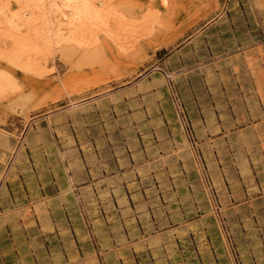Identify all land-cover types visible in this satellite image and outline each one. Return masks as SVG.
Returning <instances> with one entry per match:
<instances>
[{
	"label": "rangeland",
	"instance_id": "obj_1",
	"mask_svg": "<svg viewBox=\"0 0 264 264\" xmlns=\"http://www.w3.org/2000/svg\"><path fill=\"white\" fill-rule=\"evenodd\" d=\"M118 1L131 11L148 2ZM167 3V25L127 55L110 45L79 70L55 55L46 86L9 71L0 264H264V0ZM249 49L260 55L247 62Z\"/></svg>",
	"mask_w": 264,
	"mask_h": 264
},
{
	"label": "bare ground",
	"instance_id": "obj_2",
	"mask_svg": "<svg viewBox=\"0 0 264 264\" xmlns=\"http://www.w3.org/2000/svg\"><path fill=\"white\" fill-rule=\"evenodd\" d=\"M124 2V1H123ZM118 0H0V96L16 88L14 77L9 71L17 69L23 73L40 79L41 83L51 85L49 78L53 74L54 56L58 55L65 62L75 59V67L96 63L103 58L104 51L112 45V49L124 55L136 50L139 40L153 34L157 26L167 25L161 14L171 7L168 0H148L147 4L131 11ZM256 2V1H255ZM262 6L264 4L261 3ZM249 9V8H248ZM260 10V9H259ZM252 14V13H251ZM164 15V14H163ZM167 20V19H166ZM163 21V22H162ZM162 25V26H161ZM262 28V27H261ZM264 29V28H263ZM139 48V47H138ZM140 49V48H139ZM246 49V48H245ZM259 49V47H258ZM249 49L243 57H258L260 50ZM110 51V50H108ZM236 51V50H235ZM262 54H264L262 52ZM236 55V54H235ZM119 56V54H118ZM131 56V55H130ZM105 57V56H104ZM126 57V56H125ZM230 57V56H229ZM243 57L241 59H243ZM124 59V58H123ZM227 59V58H226ZM262 59V58H261ZM58 60V59H57ZM222 60V59H220ZM104 61V59H103ZM102 61V62H103ZM223 61V60H222ZM230 61V60H229ZM59 62V61H58ZM218 62V61H217ZM71 63V62H70ZM69 63V64H70ZM233 63V62H232ZM74 64V63H73ZM71 64V65H73ZM105 64V63H104ZM103 64V65H104ZM200 64V63H199ZM227 64V63H226ZM70 65V66H71ZM101 65V64H100ZM102 65V66H103ZM201 65V64H200ZM242 65V64H241ZM62 66V65H61ZM69 66V65H68ZM92 66V65H89ZM105 66V65H104ZM229 66V65H228ZM235 66V65H234ZM237 66V65H236ZM246 66V65H245ZM261 66V65H260ZM84 67V66H83ZM233 67V66H232ZM238 67V66H237ZM87 68V67H86ZM159 68V67H158ZM229 68V67H228ZM65 69V68H64ZM208 69V68H207ZM212 69V67H211ZM246 69V68H245ZM264 71V64H262ZM79 70V69H78ZM154 70V69H153ZM184 70V69H183ZM231 70V69H230ZM233 70V69H232ZM247 70V69H246ZM211 71V70H210ZM213 71V69H212ZM211 71V72H212ZM222 71V70H221ZM227 71V69H226ZM67 72V71H66ZM151 72V70H150ZM210 72V73H211ZM217 72V71H216ZM236 72H238L236 70ZM155 73V72H154ZM209 73V74H210ZM220 73V72H219ZM233 73V72H232ZM235 73V72H234ZM249 73V72H248ZM256 73V71H255ZM262 73V72H261ZM264 73V72H263ZM58 75V74H57ZM177 75V74H176ZM234 75V74H233ZM252 75V74H251ZM258 75V74H257ZM175 76V72L169 75ZM168 76V77H169ZM209 77V76H208ZM261 77H264L263 74ZM56 78V77H55ZM54 78V79H55ZM67 79V78H66ZM65 79V80H66ZM143 79V78H142ZM172 79V78H171ZM72 80V79H71ZM141 80V79H140ZM150 80V79H149ZM173 80V79H172ZM171 80V81H172ZM264 80V79H263ZM143 81V80H142ZM254 81V80H253ZM256 81V80H255ZM262 81V80H261ZM70 82V81H68ZM141 82V81H140ZM260 82V81H259ZM72 83V82H71ZM137 83V82H136ZM145 83V82H144ZM252 83V80H251ZM157 84V83H156ZM159 84V83H158ZM71 85V84H70ZM136 84H134L135 86ZM133 86V87H134ZM137 86V85H136ZM155 86V85H152ZM254 87V86H253ZM255 87H257L255 85ZM18 88V87H17ZM67 88V87H66ZM159 88V87H158ZM252 88V87H251ZM20 89V88H19ZM136 89V88H135ZM254 89V88H253ZM157 90V88H156ZM252 90V89H251ZM19 91V90H16ZM35 91V90H34ZM33 91V92H34ZM261 91V90H260ZM15 92V91H13ZM12 92V93H13ZM174 92V91H173ZM7 93V94H5ZM117 93V92H116ZM152 93V91H151ZM141 94V93H140ZM256 94V93H255ZM261 94V93H260ZM143 95V94H142ZM152 95V94H151ZM176 95V94H175ZM157 96V95H156ZM72 97V96H69ZM108 97V96H106ZM113 97V96H111ZM142 97V96H141ZM146 97V96H145ZM144 97V98H145ZM32 98V97H31ZM100 98V97H99ZM131 98V97H129ZM157 98V97H156ZM250 98V97H249ZM252 98V94H251ZM5 99V98H4ZM27 99V98H26ZM112 99V98H111ZM133 99V98H132ZM135 99V98H134ZM143 99V98H142ZM247 99V98H246ZM257 99V98H256ZM29 100V99H28ZM101 100V99H100ZM24 101V100H23ZM117 103L111 100L110 102ZM140 101V100H139ZM157 101V100H156ZM240 101V100H239ZM250 101V100H248ZM25 102V101H24ZM28 103V102H26ZM85 103V102H83ZM98 103V102H96ZM134 103V102H133ZM149 103V102H148ZM247 103V102H246ZM259 103V101H258ZM88 104V103H87ZM90 104V103H89ZM130 104V103H129ZM143 104V103H142ZM82 105V104H81ZM94 105V104H93ZM115 105V104H114ZM135 105V104H134ZM138 105V104H137ZM159 105V104H158ZM248 105V104H247ZM256 106V103L254 104ZM264 106V104H262ZM79 104L71 102L69 109L79 108ZM260 106V105H259ZM83 107V106H82ZM99 107V106H98ZM21 108V107H20ZM93 108V107H92ZM91 108V109H92ZM150 108V106H149ZM24 109V108H23ZM81 109V108H80ZM94 109V108H93ZM92 109V110H93ZM148 109V107H147ZM159 109V108H158ZM262 109V108H261ZM56 110V109H55ZM84 110V109H83ZM161 110V109H160ZM66 111V110H65ZM86 112V110H84ZM61 112V111H60ZM249 112V111H248ZM67 113V112H66ZM76 113V110L74 111ZM81 113V112H80ZM150 113V112H149ZM161 113V112H160ZM22 114V113H21ZM51 115V114H50ZM60 116V115H58ZM160 117V116H159ZM155 118V117H153ZM75 120V119H74ZM153 120V119H152ZM151 120V121H152ZM163 120V119H162ZM69 121V120H68ZM73 121V119H72ZM134 121V120H131ZM137 121V120H136ZM154 121V120H153ZM152 121V122H153ZM249 121V120H248ZM53 122V120H52ZM54 123V122H53ZM182 123V122H181ZM202 123V122H201ZM223 124V122H221ZM227 123V122H226ZM225 123V124H226ZM50 124V123H49ZM105 124V123H104ZM151 124V123H150ZM204 124V123H203ZM74 125V124H73ZM137 125V124H136ZM155 125V123H154ZM159 125V124H158ZM123 126V125H122ZM50 127V126H49ZM73 127V126H72ZM182 127V126H181ZM203 127V126H202ZM127 128V127H126ZM137 128V127H136ZM183 128V127H182ZM205 128V126H204ZM31 129V127H30ZM41 129V128H40ZM38 130V129H37ZM157 130V129H156ZM215 130V129H214ZM227 130V129H226ZM138 131V130H137ZM168 131V130H167ZM200 131V130H199ZM208 131V130H207ZM225 131V130H224ZM36 132V130H35ZM136 132V131H135ZM220 132V131H219ZM228 132V131H227ZM128 133V132H127ZM34 134V133H33ZM60 134V133H59ZM218 134V133H217ZM230 135V134H229ZM154 136V135H153ZM175 136V135H174ZM212 136V134H211ZM214 136V135H213ZM61 137V136H60ZM128 137V136H127ZM161 137V136H159ZM168 137V136H167ZM206 138V137H205ZM70 139V138H68ZM134 139V138H133ZM160 139V138H159ZM203 139V138H202ZM26 140V139H25ZM61 140V139H60ZM74 140V139H73ZM130 140V139H129ZM161 140V139H160ZM170 140V139H169ZM212 141L214 139H211ZM126 141V140H125ZM163 141V140H162ZM232 141V140H231ZM161 142V141H160ZM171 142V141H170ZM184 142L186 140L184 139ZM202 142V141H201ZM209 143V141H206ZM205 142V143H206ZM211 142V141H210ZM227 142V141H226ZM26 143V142H25ZM29 143V142H28ZM175 143V142H174ZM204 143V142H203ZM201 143V144H203ZM87 144V143H86ZM159 144V143H158ZM156 145L157 147L159 145ZM170 144V143H168ZM172 144V143H171ZM200 145V143H198ZM81 145V144H80ZM164 145V144H163ZM22 146V145H21ZM19 146V147H21ZM25 146H27L25 144ZM85 146V145H84ZM188 144L184 145L187 147ZM24 147V146H23ZM136 147V146H135ZM134 147V148H135ZM162 147V146H159ZM164 147H168L165 145ZM211 147V146H210ZM209 147V148H210ZM216 147L215 143L214 146ZM27 148V147H25ZM82 149V147L80 146ZM172 148V147H171ZM21 149V148H20ZM29 149V148H28ZM138 149V148H137ZM176 149V148H175ZM186 149V148H185ZM217 149V148H216ZM19 150V149H18ZM142 150V149H141ZM140 150V151H141ZM159 150V149H157ZM171 150V149H170ZM169 150V152H170ZM181 150V149H179ZM212 150V149H210ZM22 151V150H21ZM133 151V150H132ZM138 151V150H137ZM136 151V152H137ZM143 151V150H142ZM168 151V150H167ZM172 151V150H171ZM168 152V153H169ZM180 152V151H179ZM182 152V151H181ZM212 152V151H211ZM163 153V152H162ZM135 154V153H131ZM138 154V153H137ZM173 154V153H172ZM176 154V153H175ZM178 154V153H177ZM62 155V154H61ZM136 155V154H135ZM148 155V154H147ZM164 155V154H163ZM166 155V154H165ZM171 155V154H170ZM23 156V155H21ZM64 156V155H63ZM132 156V155H131ZM215 156V155H214ZM158 157V156H156ZM161 157V156H159ZM170 157V156H169ZM175 157V156H173ZM196 157V156H195ZM16 158V157H15ZM74 158V157H73ZM138 158V157H137ZM146 158V157H145ZM163 159V157H161ZM178 158V157H177ZM81 159V158H80ZM173 159V158H172ZM258 159V158H257ZM22 160V159H21ZM142 160V159H141ZM159 160V159H158ZM157 160V161H158ZM180 160V159H179ZM216 160V159H215ZM76 161V160H75ZM78 161V160H77ZM153 161V160H152ZM176 161V160H175ZM173 161V162H175ZM199 161V160H198ZM7 162V161H6ZM134 162V161H132ZM30 163V162H29ZM47 163V162H46ZM64 163V162H63ZM143 163V162H142ZM148 163V162H147ZM144 163V164H147ZM167 163V161H165ZM172 163V162H171ZM196 163V162H195ZM122 164V163H121ZM140 164V163H139ZM138 164V165H139ZM143 164V165H144ZM169 164V163H168ZM173 164V163H172ZM212 164V162H211ZM218 164V162H217ZM171 165V164H170ZM196 165V164H195ZM201 165V164H199ZM210 165V164H209ZM220 165V164H219ZM222 165V164H221ZM49 166V165H48ZM134 166V165H133ZM142 166V165H141ZM149 166V165H148ZM197 166V165H196ZM146 166H144L145 168ZM166 167V166H165ZM210 167V166H209ZM4 168V167H3ZM10 168V167H9ZM143 168V167H142ZM219 168V167H218ZM263 168V167H262ZM156 169V168H155ZM166 169V168H165ZM164 169V170H165ZM264 169V168H263ZM3 170V169H2ZM130 170V168H129ZM135 170V169H134ZM142 170V169H141ZM202 170V169H201ZM200 170V172H201ZM183 171V170H181ZM262 171V170H261ZM166 172V171H165ZM199 172V171H198ZM8 173V172H7ZM210 173V172H209ZM167 174V173H166ZM142 176V175H141ZM134 177V176H133ZM135 178V177H134ZM140 178V177H139ZM171 178V177H170ZM169 178V179H170ZM21 179V178H19ZM175 179V178H174ZM223 179V178H222ZM158 180V178H157ZM156 180V181H157ZM264 180V179H263ZM187 181V180H186ZM203 181V180H202ZM225 181V180H222ZM128 182V181H127ZM131 182V181H130ZM220 182V181H219ZM71 183V182H70ZM95 183V182H94ZM93 183V184H94ZM101 183V182H100ZM97 183V184H100ZM188 183V182H186ZM110 184V183H109ZM96 185V184H95ZM114 186L111 184L109 188ZM117 185V184H116ZM115 185V186H116ZM119 185V184H118ZM117 185V186H118ZM159 185V184H158ZM214 185V184H213ZM218 185V184H217ZM220 185V184H219ZM101 186V185H100ZM114 186V187H115ZM205 186V185H203ZM224 186V185H223ZM71 187V185H70ZM74 187V186H72ZM93 186H91L92 188ZM99 187V186H98ZM106 187V186H105ZM103 187V189L105 188ZM188 187V186H187ZM230 187V186H229ZM239 187V186H238ZM90 188V187H89ZM97 188V186H96ZM152 188V186H151ZM173 188V187H172ZM218 188V187H217ZM222 188V187H221ZM226 188V187H225ZM99 189V188H98ZM148 189V188H147ZM223 189V188H222ZM86 190V189H85ZM89 190V189H87ZM92 190V189H91ZM115 190V189H113ZM192 190V188H191ZM208 190V189H207ZM70 191V190H69ZM97 191V190H96ZM102 192V190H100ZM161 191V190H160ZM163 191V190H162ZM68 192V190H67ZM85 192V191H84ZM116 192V191H115ZM139 192V191H138ZM146 192V191H145ZM220 192V190H219ZM60 193V192H59ZM62 193V192H61ZM83 193V191H82ZM87 193V192H86ZM97 193V192H96ZM100 193V192H98ZM97 193V194H98ZM154 193V192H152ZM151 193V194H152ZM229 193V192H228ZM66 194V193H65ZM95 194V192H94ZM156 194V193H155ZM61 195V194H60ZM59 195V196H60ZM63 195V194H62ZM61 195V196H62ZM82 195V194H79ZM134 195V194H133ZM77 196V195H76ZM88 196V195H87ZM116 196V195H115ZM146 196H148L146 194ZM227 196V195H226ZM112 197V195H111ZM207 197V196H206ZM228 197V196H227ZM79 198V197H78ZM85 198V197H83ZM99 198V195H98ZM105 198V197H104ZM108 198V197H107ZM116 198V197H115ZM122 198V197H121ZM148 198V197H146ZM152 198V197H150ZM176 198V197H175ZM193 198V197H192ZM123 199V198H122ZM135 199V198H134ZM81 200V198H80ZM93 200V199H92ZM95 200V199H94ZM97 200V199H96ZM95 200V201H96ZM106 200V199H105ZM117 200H120L119 198ZM149 200V198H148ZM171 200V199H169ZM39 201V200H38ZM78 201V200H77ZM125 201V200H124ZM145 201V200H144ZM143 201V203H144ZM177 201V200H176ZM179 201V200H178ZM193 201V200H192ZM229 201V200H228ZM41 204H43L41 199ZM46 202V201H45ZM94 203V201H92ZM101 202V201H100ZM98 201V203H100ZM151 202V201H150ZM169 202V201H168ZM180 202V201H179ZM194 202V201H193ZM36 203V202H35ZM89 203V202H88ZM91 203V202H90ZM111 205L112 202L110 201ZM109 203V204H110ZM118 204L120 202H117ZM147 203V202H146ZM145 203V204H146ZM162 203V202H161ZM181 203V202H180ZM30 204V203H29ZM96 204V203H95ZM168 204V203H167ZM32 205V204H30ZM36 205V204H35ZM121 206V204H119ZM126 205V204H124ZM153 205V204H152ZM155 205V204H154ZM180 206V204H178ZM26 206V205H24ZM40 206V205H39ZM85 206V205H84ZM93 206V204H92ZM127 206V205H126ZM142 206H144L142 204ZM164 206V205H163ZM160 206V207H163ZM10 207V206H9ZM8 207V208H9ZM23 207V206H22ZM32 207V206H31ZM100 207V206H99ZM116 207V206H115ZM125 207V206H123ZM129 207V206H128ZM147 207V204H146ZM158 207V206H157ZM167 207V206H166ZM103 208V207H102ZM127 208V207H126ZM138 208V207H137ZM152 208V207H150ZM224 208V207H223ZM7 209V208H6ZM10 209V208H9ZM22 209V208H21ZM36 209V208H35ZM86 208H84L85 210ZM91 209V208H90ZM101 209V208H100ZM116 209V208H114ZM120 209V208H118ZM122 209V208H121ZM129 208H127L128 210ZM141 209V207H140ZM143 209V207H142ZM149 209V208H148ZM159 209V208H158ZM163 209V208H162ZM166 209V208H164ZM17 210V209H16ZM28 210V209H27ZM107 210V209H106ZM117 210V209H116ZM126 210V209H125ZM137 210V209H136ZM144 210V209H143ZM154 210V209H152ZM181 210V209H180ZM10 211V210H9ZM8 211V212H9ZM14 211V210H12ZM20 211V210H19ZM48 211V210H47ZM89 211V210H87ZM102 211V210H101ZM115 211V210H114ZM132 211V210H131ZM130 211V212H131ZM158 211V210H157ZM160 213L161 210L159 209ZM24 212V211H23ZM27 212V211H26ZM25 212V213H26ZM125 212V211H124ZM123 212V213H124ZM129 212V213H130ZM134 212V211H132ZM138 212V211H137ZM136 212V213H137ZM212 212V211H211ZM34 213V212H33ZM44 213V212H43ZM49 213V212H48ZM85 213V212H84ZM101 213V212H100ZM141 213V212H140ZM147 213V212H146ZM159 213V212H158ZM4 214V213H3ZM13 214V213H12ZM18 214V213H17ZM42 214V213H41ZM47 214V213H46ZM45 214V215H46ZM153 214V213H152ZM215 214V213H213ZM37 215V214H34ZM103 215V214H102ZM140 215V214H138ZM150 215V214H149ZM216 215V214H215ZM2 216V215H1ZM19 216V215H18ZM82 216V214H81ZM123 216V215H122ZM126 216V215H125ZM137 216V215H136ZM20 217V216H19ZM25 217V216H24ZM34 217V216H33ZM43 218L42 216H40ZM46 217V216H45ZM141 217V215H140ZM150 217V216H149ZM202 217V216H201ZM207 217V216H206ZM217 217V216H216ZM22 218V217H21ZM40 218V219H41ZM48 218V216L46 217ZM128 218V217H126ZM124 218V219H126ZM137 218V217H136ZM158 218V217H157ZM161 218V217H160ZM183 218V217H182ZM205 218V217H204ZM215 218V217H214ZM84 219V218H82ZM122 219V218H121ZM134 219V218H133ZM132 219V220H133ZM201 219V218H200ZM38 220V219H37ZM52 221V219H50ZM88 220V219H87ZM128 220V219H126ZM217 220V219H216ZM42 221V220H40ZM105 221V220H104ZM122 221V220H121ZM120 221V222H121ZM137 221V220H136ZM197 221V220H196ZM248 221V220H247ZM56 222V221H54ZM123 222V221H122ZM126 222V221H125ZM149 222V221H148ZM193 222V221H192ZM52 223V222H51ZM69 223V222H67ZM84 223V222H83ZM110 223V222H109ZM135 223V222H134ZM182 223V222H181ZM53 224V223H52ZM57 224V222H56ZM54 224V225H56ZM112 224V223H111ZM199 224V223H198ZM204 224V223H202ZM253 224V223H252ZM50 225V224H49ZM181 225V224H180ZM183 225V224H182ZM220 225V224H219ZM246 225V224H245ZM95 226V224H94ZM106 226V225H105ZM148 226V225H147ZM202 226V225H201ZM92 227V226H91ZM90 227V228H91ZM102 228V227H101ZM120 228V227H119ZM136 227H134L135 229ZM150 228V227H149ZM220 228V227H219ZM87 229V228H86ZM100 229V228H99ZM111 229V227H110ZM133 229V228H132ZM204 229V228H203ZM109 230V229H108ZM115 230V229H114ZM119 230V229H118ZM186 231V229L184 228ZM221 230V229H219ZM53 231V230H52ZM90 231V230H88ZM183 231V230H182ZM204 231V230H203ZM109 232V231H108ZM123 232V231H122ZM172 232V231H171ZM150 233V232H149ZM206 233V232H205ZM221 233V232H220ZM94 234V233H93ZM96 234V233H95ZM223 234V233H222ZM89 235V234H88ZM100 235V234H99ZM124 235V234H123ZM58 236V235H57ZM101 236V235H100ZM99 236V237H100ZM127 236V235H125ZM132 236V235H129ZM206 236V235H205ZM111 237V236H109ZM134 237V236H132ZM143 238V237H142ZM224 238V237H222ZM105 239V238H104ZM135 239V238H134ZM133 239V240H134ZM171 239V238H170ZM169 239V240H170ZM226 239V238H225ZM116 240V239H115ZM140 240V239H139ZM163 241V239H161ZM167 240V241H169ZM252 240V239H251ZM67 241V240H66ZM166 241V240H165ZM138 242V241H136ZM135 242V243H136ZM144 242V241H143ZM142 242V243H143ZM209 242V241H208ZM120 243V242H118ZM134 243V242H133ZM227 243V242H226ZM255 243V242H254ZM260 243V242H259ZM113 244V243H112ZM117 245V243H115ZM129 244V242H128ZM140 244V243H138ZM208 244V243H207ZM119 245V244H118ZM126 245V244H125ZM124 245V247H125ZM226 245V244H225ZM253 245V244H252ZM196 246V245H195ZM245 246V245H244ZM148 248V246H146ZM45 248V247H44ZM178 248V247H177ZM120 249V248H119ZM230 249V248H229ZM245 249V248H244ZM76 250V249H75ZM148 250V249H147ZM63 251V250H62ZM74 251V250H73ZM114 251V249L112 250ZM111 251V252H112ZM117 251V250H116ZM70 252V251H69ZM72 252V250H71ZM109 252V251H108ZM107 253V252H106ZM212 253V252H211ZM103 254V252H102ZM213 254V253H212ZM243 254V253H242ZM65 255V254H64ZM226 255V254H224ZM81 256V255H80ZM94 256V255H93ZM53 257V256H52ZM91 257V256H90ZM168 257V256H167ZM95 258V256H94ZM93 258V259H94ZM222 258V257H221ZM225 258V257H224ZM59 259V258H58ZM81 259V257H80ZM85 259V258H84ZM59 261V260H58ZM75 261V260H74ZM73 261V262H74ZM91 261V260H90ZM97 261V260H96ZM60 262V261H59ZM58 262V264H59ZM79 262V261H77ZM76 262V263H77ZM89 262V261H88ZM168 262V261H167ZM80 263V262H79ZM96 263V262H95ZM230 264H234L231 260ZM84 264V263H83ZM186 264V263H184ZM228 264V263H227Z\"/></svg>",
	"mask_w": 264,
	"mask_h": 264
}]
</instances>
